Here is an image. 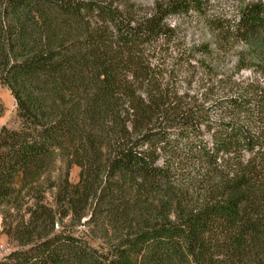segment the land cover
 <instances>
[{
    "label": "trees",
    "instance_id": "trees-1",
    "mask_svg": "<svg viewBox=\"0 0 264 264\" xmlns=\"http://www.w3.org/2000/svg\"><path fill=\"white\" fill-rule=\"evenodd\" d=\"M233 1L226 18L202 0L141 16L128 0H0V85L16 106L0 128V234L14 246L0 264H264V90L232 82L204 99L211 81L192 72L232 41L264 63V0ZM189 14L211 41L181 70L154 64L168 20ZM66 218L100 248L58 230Z\"/></svg>",
    "mask_w": 264,
    "mask_h": 264
},
{
    "label": "rangeland",
    "instance_id": "rangeland-1",
    "mask_svg": "<svg viewBox=\"0 0 264 264\" xmlns=\"http://www.w3.org/2000/svg\"><path fill=\"white\" fill-rule=\"evenodd\" d=\"M157 0H128L127 5L134 7L133 12L136 16L148 13L153 8ZM207 2L209 10L219 15L233 16L236 13V3L233 0H202ZM168 23L173 27V34L171 37L158 41L157 51L155 58H151L153 63L164 62V67L171 66L177 71L181 70V64L183 60L190 54V49L202 41H211L209 28L207 24L202 21L196 14H189L181 18H171ZM159 45V46H158ZM250 49V47L241 41H232L223 47V50L216 57L207 61L210 65V70H202L199 62L201 58L196 57L191 60L192 65H196L192 70L195 74V80L204 77V80L211 81L208 86L211 91L204 97V99H214L224 95H231L234 89L232 88V82H247L250 80L257 81L264 90V63L256 61L259 57L258 50ZM242 53L243 62H240ZM216 54V53H215ZM246 54V55H245ZM264 57V53H261ZM196 56V55H195ZM156 58H161L158 61ZM197 63V64H196ZM244 64L243 69H238L240 64ZM176 74V73H175ZM207 74V75H205ZM185 74H177L178 81L181 82L184 79ZM194 81L191 85L192 89L190 93H193L198 88L197 82ZM210 90V89H209ZM201 89L199 93L203 92ZM212 118H217L218 115L212 114ZM14 127L16 125V106L13 97L8 89L0 85V128L2 126ZM213 130V129H212ZM205 134L208 136L210 133L205 130ZM212 132V131H211ZM60 164L58 163V173L60 171ZM79 168L73 166L69 171V181L76 183L78 180ZM85 219L81 221L79 225L73 224L69 218L63 220L61 223L59 220L58 230H62L64 226L86 241V243L100 248L101 238L99 232L93 236L91 229L83 224ZM1 223V219H0ZM1 228V227H0ZM14 249L12 243H10L4 234H0V259L6 256Z\"/></svg>",
    "mask_w": 264,
    "mask_h": 264
},
{
    "label": "water",
    "instance_id": "water-1",
    "mask_svg": "<svg viewBox=\"0 0 264 264\" xmlns=\"http://www.w3.org/2000/svg\"><path fill=\"white\" fill-rule=\"evenodd\" d=\"M59 227V224H58V221H56V228H58Z\"/></svg>",
    "mask_w": 264,
    "mask_h": 264
}]
</instances>
